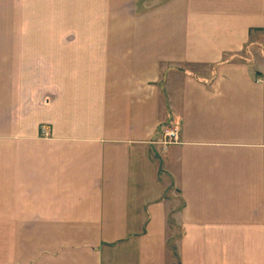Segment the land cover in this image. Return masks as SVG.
I'll return each instance as SVG.
<instances>
[{"label": "crops", "instance_id": "crops-1", "mask_svg": "<svg viewBox=\"0 0 264 264\" xmlns=\"http://www.w3.org/2000/svg\"><path fill=\"white\" fill-rule=\"evenodd\" d=\"M48 14L0 0V264H264V0Z\"/></svg>", "mask_w": 264, "mask_h": 264}, {"label": "rangeland", "instance_id": "rangeland-1", "mask_svg": "<svg viewBox=\"0 0 264 264\" xmlns=\"http://www.w3.org/2000/svg\"><path fill=\"white\" fill-rule=\"evenodd\" d=\"M52 0H24V22H40L47 23L50 21L48 14L49 6ZM38 7V11H33L34 7Z\"/></svg>", "mask_w": 264, "mask_h": 264}, {"label": "built area", "instance_id": "built-area-1", "mask_svg": "<svg viewBox=\"0 0 264 264\" xmlns=\"http://www.w3.org/2000/svg\"><path fill=\"white\" fill-rule=\"evenodd\" d=\"M41 132L43 135L47 136L49 134L46 127L41 128ZM180 139V127L179 125L172 124L165 126L163 130V136L160 140V144L163 148V150H167V148L175 143H178Z\"/></svg>", "mask_w": 264, "mask_h": 264}]
</instances>
